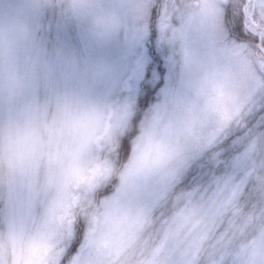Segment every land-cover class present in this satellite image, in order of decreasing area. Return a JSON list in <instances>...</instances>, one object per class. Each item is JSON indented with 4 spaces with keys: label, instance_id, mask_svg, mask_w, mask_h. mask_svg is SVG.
Wrapping results in <instances>:
<instances>
[{
    "label": "snow or ice",
    "instance_id": "6c2138e0",
    "mask_svg": "<svg viewBox=\"0 0 264 264\" xmlns=\"http://www.w3.org/2000/svg\"><path fill=\"white\" fill-rule=\"evenodd\" d=\"M124 23L142 82L76 172L0 184V264H264V0H130Z\"/></svg>",
    "mask_w": 264,
    "mask_h": 264
},
{
    "label": "clouds",
    "instance_id": "9594fccd",
    "mask_svg": "<svg viewBox=\"0 0 264 264\" xmlns=\"http://www.w3.org/2000/svg\"><path fill=\"white\" fill-rule=\"evenodd\" d=\"M0 0V184L19 181L39 173L66 177L78 166L92 145L109 132L103 107L87 103L72 90L55 95L46 105H38L29 95L30 76L38 70L34 60L18 55L31 37L22 12H12ZM31 11L56 7L88 18L103 36L118 22L98 10L96 0H24ZM44 71H51L44 68ZM16 264H32L28 254Z\"/></svg>",
    "mask_w": 264,
    "mask_h": 264
},
{
    "label": "rangeland",
    "instance_id": "374dc122",
    "mask_svg": "<svg viewBox=\"0 0 264 264\" xmlns=\"http://www.w3.org/2000/svg\"><path fill=\"white\" fill-rule=\"evenodd\" d=\"M129 2L96 0L99 11L121 21L113 31L100 36L88 18L56 7L34 14L24 0H6L3 7L22 12L31 30L29 41L18 55L41 66L30 76L29 95L38 105H46L55 95L72 90L87 103L104 107L139 87L147 44L133 39L124 23Z\"/></svg>",
    "mask_w": 264,
    "mask_h": 264
}]
</instances>
